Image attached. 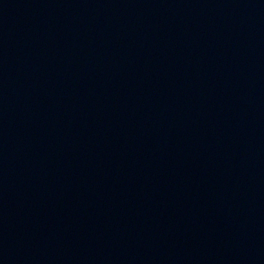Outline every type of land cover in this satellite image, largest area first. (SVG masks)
I'll list each match as a JSON object with an SVG mask.
<instances>
[{"label":"water","instance_id":"95a60500","mask_svg":"<svg viewBox=\"0 0 264 264\" xmlns=\"http://www.w3.org/2000/svg\"><path fill=\"white\" fill-rule=\"evenodd\" d=\"M0 264H264V0H0Z\"/></svg>","mask_w":264,"mask_h":264}]
</instances>
